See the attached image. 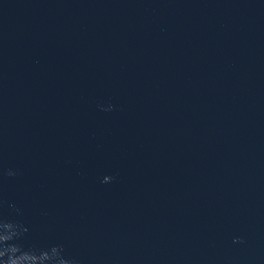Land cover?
<instances>
[{
  "label": "water",
  "instance_id": "water-1",
  "mask_svg": "<svg viewBox=\"0 0 264 264\" xmlns=\"http://www.w3.org/2000/svg\"><path fill=\"white\" fill-rule=\"evenodd\" d=\"M0 202L80 264H264V0H0Z\"/></svg>",
  "mask_w": 264,
  "mask_h": 264
},
{
  "label": "clouds",
  "instance_id": "clouds-1",
  "mask_svg": "<svg viewBox=\"0 0 264 264\" xmlns=\"http://www.w3.org/2000/svg\"><path fill=\"white\" fill-rule=\"evenodd\" d=\"M112 106H109L111 110ZM8 175H15L11 170ZM113 176H104L103 182H110ZM2 204V202H0ZM28 231L22 221L9 219L0 214V264H80L75 257L65 254L62 245L53 244L45 248L25 247L21 239ZM236 237V242H242Z\"/></svg>",
  "mask_w": 264,
  "mask_h": 264
}]
</instances>
